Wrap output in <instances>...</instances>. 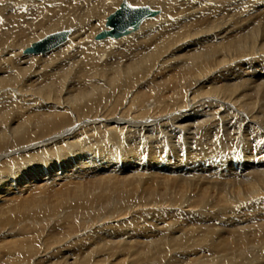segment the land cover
<instances>
[{"label": "bare ground", "instance_id": "obj_1", "mask_svg": "<svg viewBox=\"0 0 264 264\" xmlns=\"http://www.w3.org/2000/svg\"><path fill=\"white\" fill-rule=\"evenodd\" d=\"M123 1L156 14L119 39L96 40ZM232 2L0 0L7 264L19 253L45 262L37 227L50 221L66 223L64 238L85 253H63L61 264H264V26ZM59 31L67 40L45 56L23 54ZM19 104L34 108L21 114ZM217 116L247 134L241 150L222 154L208 140L203 122ZM184 132L188 145L165 143ZM46 138L55 143L42 146ZM138 194L154 201L152 212L132 209ZM188 201L210 212L182 228L176 212ZM132 212L130 225H109ZM106 238L108 247L91 248Z\"/></svg>", "mask_w": 264, "mask_h": 264}, {"label": "rangeland", "instance_id": "obj_2", "mask_svg": "<svg viewBox=\"0 0 264 264\" xmlns=\"http://www.w3.org/2000/svg\"><path fill=\"white\" fill-rule=\"evenodd\" d=\"M240 1L241 2L243 1L244 6L247 9V10L246 9L241 10V11H243L241 15H243L244 17H246L249 13H250V15H253V16H251V18L252 17L255 18V20H256L255 22L257 23L255 26H257V28H260L261 30H263L264 29V27H263L264 26V18H263L264 17L263 16L264 14L261 12V9L260 8H264V0H256V1H254V0H233L232 3L233 4H236V2L239 3ZM260 6H262V7H260ZM238 12L241 13L240 10H238ZM233 15H237L236 14V9L233 12ZM244 17L242 19H244ZM260 17H262V20H261ZM237 19H239V18H237ZM231 20L233 22L235 21L234 19H231ZM258 20L261 21V22L259 23ZM241 24L243 25L245 23L242 22ZM153 25H156L157 26L158 24L153 23ZM261 27H263V29ZM238 28H240V25H239ZM139 30H141V27H140ZM139 30L136 33H134V34L129 35V37H131L132 35L137 34L139 32ZM263 31H260V32L264 36V32ZM37 56H45V55L39 54ZM258 59H260V58L253 57V59H251V58L249 59V61H251L250 63H251V67H252L253 70H261V69H264V67L262 65L263 63H261L263 61L261 59H260L261 61L258 60ZM258 65H259V67H258ZM261 66L263 68H261ZM92 68H94V67H92ZM96 69H98V67ZM84 70H87V68H85ZM90 72H91V70H88V72H85V74H89ZM252 85H254V84H251V86ZM73 89L76 90L75 87ZM80 90H81V86L78 88V91H80ZM258 100H260V99H258ZM258 103H259V101H257L255 105H259L261 102L259 104ZM18 106L20 107L22 105L19 104ZM27 107H31V104H25V105H23L20 108L21 114H25L28 111ZM33 108L34 107H31L30 109H33ZM43 110L44 109H42L41 111H43ZM17 111H18V108H17ZM191 122L192 123H195L194 121H191ZM203 124H204V127L205 128H209L210 129L207 132L208 133V136H207L208 137V140H211V144L217 143V146H218L219 151L222 150L221 151L222 154H227L226 152H229V151H231L233 149H234V151L235 150H238V149L241 150L244 147V140H246L247 142H249L248 141V138L249 137L247 136V134L243 133L240 130V128L237 127V125L230 124L229 120H227L225 118H222V117L217 116V119L215 118V121L212 124L208 125L207 122H203ZM181 134H182L181 137H180V133L179 134H175V136L174 135H171V137L170 136L168 137V135H165V143L171 144V146H173V144L175 145V143H179L180 145L185 143V146H186V145H188L189 143L192 142V136L191 135L188 136L187 133H185V132L184 133H181ZM166 137H167L168 140L166 139ZM177 137H180L183 141L181 140V142H180L179 141L180 139L178 140ZM169 138H171V140H169ZM55 140L57 142L58 139H55ZM169 141H172V142L169 143ZM39 142H41L42 146H45V145L47 146V145H50V143L51 144H54L55 143L54 140H51V139H48V138L44 139L43 142L42 141H39ZM208 142H210V141H208ZM252 145H254V143H252ZM190 146H191V150H192L194 146L189 145V147ZM226 148H228V149L226 150ZM38 149H40V148H37V150ZM33 150H36V149H31L28 152H33ZM17 155H19V154H17V153L14 154V156H17ZM255 156H257L256 153H255ZM53 167H54L53 170L54 169L55 170L57 169V166H53ZM235 171L236 170H233V172H235ZM135 198H137V199L134 200L133 202H131L130 206L131 205L133 206L132 209H134L136 211V214H138V215L139 214L144 215V213L147 210L149 212H152L148 208L151 205V203L154 202V201H151V200H148V199H143L139 194L136 195ZM136 201L138 203L137 204H134V202H136ZM184 207L185 208H183L182 211H177L176 212V213L179 214L178 215V217H179V221L178 222H179V224L182 225V228H188L189 225H196V224H198L199 223V220H201L203 217L206 218L207 215L210 212V211L208 212V210H204L202 208V206L200 204H198V202H194V203L191 204V201H188L185 204ZM143 208H147V210H144ZM159 213H160L159 216H161V218H164L165 220H168V219H170V217L173 216V214L164 216L165 214L161 210H159ZM192 213H194L195 215H191ZM132 214L134 215L133 212L132 213H129L128 215H125L126 217L123 216L121 220H117L115 223H112V224H109V225L110 226H116L117 225V227L120 226L121 223H123L124 226L125 225H130L131 223L129 222V217ZM135 219H136V217H135ZM73 223L76 224L78 226V228H80L81 224H78L79 222H76V220H73ZM11 227H13V226H11ZM36 227H37V225H36ZM53 227H55V228H53ZM4 228H5L4 226H1L0 227V246H2V247H0V264H7L9 261H11L10 258L7 257V254L5 253L6 251L4 250V246L6 245V241H7V237H8V236L5 237L3 235V234H5V232L6 233L8 232V231H6L7 228H6V230H4ZM37 229H39V232L42 233V235H41V241L38 242L37 249L41 248L40 251H42L43 253H46V255L43 257L46 263L45 262H42V261L37 263V260H38V258H37V260H34V262L31 263V264H61L60 261L57 260V257H59L60 255H62L63 253L67 254V253H69V251H70L69 254H71V253L73 254L75 252L78 255L79 254L80 255H84L85 254L83 250H80V249H74L73 250V247L71 245H69V243H73V239L67 240V238L66 239L64 238L66 236V234H65L66 231H64V230L65 229L67 230V225L63 221H50V222H45V223H42L41 226L39 225V227H37ZM138 232H140V231H138ZM61 240H63V241L60 242ZM109 240H110V238H106L105 240L104 239L98 240L95 244H93V246H91V248L92 249H97L99 246H101L102 248L108 247L109 244H110V242H111ZM8 241H10V240L8 239ZM52 241H56V243L60 242L59 243L60 245L57 246L56 243L55 244L50 243ZM50 249L52 250L51 252L49 251ZM77 251H79V252H77ZM23 258H24V256L22 255V253H19V255H17V256L14 255L13 262H11V263L12 264H19L21 262V264H27V262H25V260ZM58 259H60V258H58ZM48 260H49V262H48ZM115 263L116 264H121V259L120 258H116L115 259Z\"/></svg>", "mask_w": 264, "mask_h": 264}, {"label": "water", "instance_id": "obj_3", "mask_svg": "<svg viewBox=\"0 0 264 264\" xmlns=\"http://www.w3.org/2000/svg\"><path fill=\"white\" fill-rule=\"evenodd\" d=\"M156 11L149 7L132 6L121 2L118 9L110 14L106 21L104 30L96 35V40L104 38L119 39L131 31H136L140 24L147 18L155 16ZM69 31H59L45 36L43 39L32 43L23 51L24 55L45 54L60 45L68 38Z\"/></svg>", "mask_w": 264, "mask_h": 264}, {"label": "snow or ice", "instance_id": "obj_4", "mask_svg": "<svg viewBox=\"0 0 264 264\" xmlns=\"http://www.w3.org/2000/svg\"><path fill=\"white\" fill-rule=\"evenodd\" d=\"M130 7H131V5H130Z\"/></svg>", "mask_w": 264, "mask_h": 264}]
</instances>
